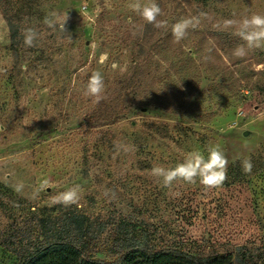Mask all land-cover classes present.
<instances>
[{"label": "rangeland", "instance_id": "1", "mask_svg": "<svg viewBox=\"0 0 264 264\" xmlns=\"http://www.w3.org/2000/svg\"><path fill=\"white\" fill-rule=\"evenodd\" d=\"M14 2L38 38L11 49L0 8V236L33 215L76 211L93 224L99 259H112L121 222L157 249L234 251V264L264 253V46L249 49L238 23L224 25L264 16V0H155L160 28L129 7L136 0ZM190 17L198 26L176 40L172 26ZM241 46L246 55H234ZM93 72L104 80L98 103L85 95ZM210 145L228 159L220 187L198 179L165 187L151 175L188 152L207 156ZM75 186L78 204L52 202ZM0 264L17 256L0 246Z\"/></svg>", "mask_w": 264, "mask_h": 264}, {"label": "trees", "instance_id": "2", "mask_svg": "<svg viewBox=\"0 0 264 264\" xmlns=\"http://www.w3.org/2000/svg\"><path fill=\"white\" fill-rule=\"evenodd\" d=\"M15 0H0L9 34L11 49L24 41V28ZM120 116V115H119ZM110 124L117 122L118 115ZM113 120H116L113 122ZM93 127H99L94 123ZM95 231L86 215L76 211L58 215L35 216L25 228L4 231L0 246L17 256L18 264H234L236 253L194 255L182 249H157L147 232L133 222L117 225L109 253L112 259H99L93 255ZM264 249L260 247L257 250ZM264 253L254 256L243 254L241 260L248 264H264Z\"/></svg>", "mask_w": 264, "mask_h": 264}, {"label": "clouds", "instance_id": "3", "mask_svg": "<svg viewBox=\"0 0 264 264\" xmlns=\"http://www.w3.org/2000/svg\"><path fill=\"white\" fill-rule=\"evenodd\" d=\"M132 10L138 12L143 19L152 24L156 28L164 26V21L157 20V17L162 15L160 6L155 0H150L149 4L141 5L139 0L129 5ZM197 17L184 18L179 20L172 26V34L176 40L183 39L188 34L189 28H196L199 24ZM49 27H55L56 20H45ZM65 23H60V28H65ZM239 26L238 35L247 42L248 48L264 46V16L253 15L251 18H244L242 21L236 22L232 20L224 21L226 27L237 24ZM24 36V44L32 47L38 38V33L33 28H26L22 32ZM234 55H246L244 47H238L234 50ZM104 80L99 72H93L90 76L85 91L86 96L96 98L98 103L103 99ZM207 156L200 151L188 152L183 161L176 164L175 167L166 168L164 166L155 165L151 169V175L162 181L165 187H171L174 182H184L194 184L199 180V183L206 189L220 187L227 179L228 159L219 145H210L206 149ZM242 169L245 173H250L252 170L251 160H243L241 162ZM48 181L44 180L40 185L41 189L47 187ZM22 189V185L17 187V191ZM79 186L72 187L63 191L52 198L55 204L70 206L78 204L79 201Z\"/></svg>", "mask_w": 264, "mask_h": 264}, {"label": "water", "instance_id": "4", "mask_svg": "<svg viewBox=\"0 0 264 264\" xmlns=\"http://www.w3.org/2000/svg\"><path fill=\"white\" fill-rule=\"evenodd\" d=\"M247 135V134H246Z\"/></svg>", "mask_w": 264, "mask_h": 264}]
</instances>
